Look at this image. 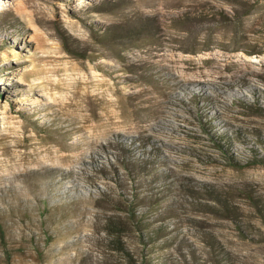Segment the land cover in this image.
I'll return each mask as SVG.
<instances>
[{
    "label": "rangeland",
    "instance_id": "374dc122",
    "mask_svg": "<svg viewBox=\"0 0 264 264\" xmlns=\"http://www.w3.org/2000/svg\"><path fill=\"white\" fill-rule=\"evenodd\" d=\"M144 260L264 264V0H0V264Z\"/></svg>",
    "mask_w": 264,
    "mask_h": 264
},
{
    "label": "trees",
    "instance_id": "16d2710c",
    "mask_svg": "<svg viewBox=\"0 0 264 264\" xmlns=\"http://www.w3.org/2000/svg\"><path fill=\"white\" fill-rule=\"evenodd\" d=\"M231 162L233 164H242L240 163L239 161H232ZM117 209H120V208H117ZM131 214H132V207L129 208ZM262 212V209L260 210ZM133 217V214L131 215ZM111 224V227H108L106 230V232L108 233V235L110 236V241H111V247L113 250L115 251H119L121 254H123L124 256H126L127 258L131 259L130 257V254L128 252V250L125 248L122 240H121V237H120V234H121V231L120 228L118 226H115L117 225V223H113L112 222L110 223L109 222V225ZM141 264H147L146 260L142 261Z\"/></svg>",
    "mask_w": 264,
    "mask_h": 264
}]
</instances>
